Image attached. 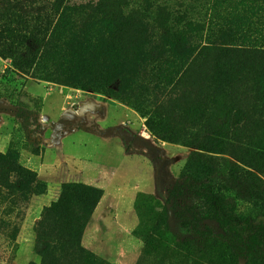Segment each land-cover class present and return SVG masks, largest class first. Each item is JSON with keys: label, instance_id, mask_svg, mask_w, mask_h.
Instances as JSON below:
<instances>
[{"label": "trees", "instance_id": "16d2710c", "mask_svg": "<svg viewBox=\"0 0 264 264\" xmlns=\"http://www.w3.org/2000/svg\"><path fill=\"white\" fill-rule=\"evenodd\" d=\"M1 1L0 58L11 69L49 82L98 74L113 83L111 95L129 100L141 77L157 84L151 131L168 127L158 136L195 150L169 193L175 218L185 228L214 221L219 239L264 259V225L238 214L237 201L247 198L236 195L239 184H249L254 198L264 195V37L250 39L246 20L228 13L230 0H208L205 15L199 0H50L43 16ZM14 161L12 153H0L1 179L12 189L14 176L25 194L35 173ZM103 195L66 185L49 210V221L71 220L72 201L85 199L81 216L73 213L80 259L91 257L82 238Z\"/></svg>", "mask_w": 264, "mask_h": 264}, {"label": "rangeland", "instance_id": "374dc122", "mask_svg": "<svg viewBox=\"0 0 264 264\" xmlns=\"http://www.w3.org/2000/svg\"><path fill=\"white\" fill-rule=\"evenodd\" d=\"M11 1L19 3L17 11L31 15L39 11L41 16L51 2ZM207 1L199 0L204 15L209 10ZM230 1L228 13L233 11L246 20L250 39L263 38L264 0ZM224 8H218L222 16ZM144 64L147 62L140 66ZM4 69L5 65L2 70L0 67V134L6 133L11 142L8 150L0 153H12L14 162L35 173L36 182L22 194L14 185V176L8 178L14 188L5 186L0 171V264H264V259L249 255L245 248L236 250L219 239L223 233L216 222L208 220L199 227L185 228L175 218L169 193L195 150L164 140L168 127L158 134L162 137L151 131L148 123L160 105L157 84L141 77L129 100L121 92L120 96L111 95L113 83L101 80L98 74L49 82L15 69L4 75ZM36 84L65 102L61 112L48 116L43 111L42 115L41 99L31 94L39 92ZM108 103L124 109L122 122L103 120ZM95 128L118 132L107 140L100 138L98 131L97 136L87 132ZM96 179H102L99 187L87 185L95 184ZM70 184L105 188L100 204L107 206V225L105 231L100 229L101 218L93 225L95 252L82 245L89 258H79L81 230L73 218L74 212L81 216L79 207L85 199L72 201L71 220L64 216L48 220L51 206ZM239 188L236 195L247 199L237 201L238 214L264 225V195L254 198L249 184H239Z\"/></svg>", "mask_w": 264, "mask_h": 264}, {"label": "crops", "instance_id": "0c3cea01", "mask_svg": "<svg viewBox=\"0 0 264 264\" xmlns=\"http://www.w3.org/2000/svg\"><path fill=\"white\" fill-rule=\"evenodd\" d=\"M5 65V69L3 70V74L6 75V72H8V70H10V65H6V61H4L3 59L0 58V67H1V70L3 68V66ZM7 69V70H6ZM2 85H0L1 87ZM34 87V86H32ZM36 88L40 89L39 92H36L34 93H31L33 95L34 98H40L41 101H42V115H43V111H44V114H47L48 116L51 115L49 113H55L56 112H61L60 110L63 109L64 107V101L61 100L60 97H58L57 95L55 94H48L46 93V91L43 92V86L41 85H38L36 84ZM60 102V106H56L55 103H58ZM54 105V106H53ZM100 104H96V106H99ZM106 105V104H104ZM107 108L106 110L108 111L107 114H104L103 116V120H106V121H112V122H115V121H119V122H122V116H124V109L120 108V107H117V106H113L112 104H107L106 105ZM46 116V117H48ZM45 117V118H46ZM96 119V117H95ZM48 120H49V117H48ZM86 120V118H85ZM96 131H98L99 133V136L100 138L102 137V139H107V140H110V139H113L112 136H114V133L113 132H118V129L117 131H113V130H109L108 128H106L104 131H99L98 128H95L92 130H89L87 132H89V134H92V135H95L97 136L98 133H96ZM109 133L107 135L103 134V132H106ZM110 131V132H108ZM1 135L3 137V142L1 141ZM10 142H11V139L9 137L6 136V133H2L0 134V151L1 152H6L9 148V145H10ZM43 160V157L42 159ZM43 169V164L41 165V170ZM155 174H156V177H157V181L159 180V175H157L156 171H155ZM81 183V182H80ZM86 183V182H84ZM83 183V184H84ZM89 184L87 185H90V186H95V187H99L102 183V179H96L95 180V184L92 185V182H88ZM99 186H98V185ZM100 188H103L102 190L104 191V194H105V188L104 187H100ZM159 190V189H157ZM156 193V192H155ZM155 193H152V194H155ZM104 197V195H103ZM103 199V198H102ZM102 201V200H101ZM101 203V202H100ZM99 203V205L97 206L94 214L92 215V217L90 218L87 226H86V229L84 231V234H83V238H82V245L84 248L90 250V251H93L95 252L96 250V245L94 244V242L92 241L94 236H95V233L94 231L92 230L93 229V225H95L97 223V220L99 218V222H98V226L100 227V229H102V231H105V228H106V225H107V218L109 216V213L107 212V206H103L101 207V204ZM139 222V221H138ZM139 225V223H138ZM102 250L105 252V248H102Z\"/></svg>", "mask_w": 264, "mask_h": 264}]
</instances>
